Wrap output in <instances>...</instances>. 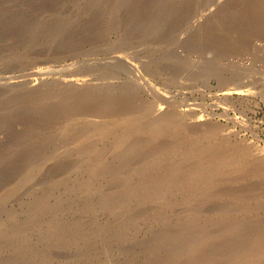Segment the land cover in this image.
Here are the masks:
<instances>
[{"label": "rangeland", "instance_id": "1", "mask_svg": "<svg viewBox=\"0 0 264 264\" xmlns=\"http://www.w3.org/2000/svg\"><path fill=\"white\" fill-rule=\"evenodd\" d=\"M263 243L264 0H0V264Z\"/></svg>", "mask_w": 264, "mask_h": 264}, {"label": "bare ground", "instance_id": "2", "mask_svg": "<svg viewBox=\"0 0 264 264\" xmlns=\"http://www.w3.org/2000/svg\"><path fill=\"white\" fill-rule=\"evenodd\" d=\"M122 58H123V57H122ZM118 59H119V58H118ZM116 60H117V59H116ZM120 61H121V60H120ZM37 70H38V69H37ZM37 70H36V71H37ZM49 70H51V68H49ZM137 72H138V71H137ZM35 77H36V76H35ZM41 78H43V77H41ZM142 78H143V77H142ZM73 80H74V79H73ZM73 80H66L65 82H66V83H67V82H68V83H69V82L71 83V82H73ZM146 80H148V79H146ZM10 81H11V80H10ZM12 81H13V80H12ZM20 81H21V80H20ZM25 81H26V80H25ZM77 81H78V80H77ZM17 82H18V81H17ZM26 82H27V81H26ZM19 83H21V82H19ZM22 83H24V82H22ZM7 84H9V83H7ZM148 85H150V82L146 81V86H148ZM235 86H236V85H235ZM148 87H149V86H148ZM236 87H238V86H236ZM241 87H243V86H241ZM245 87H246V86H245ZM245 87H244V89H245ZM230 88H231V87H230ZM232 88H233V87H232ZM234 89H235V87H234ZM236 89H237V88H236ZM242 89H243V88H242ZM227 90H228V89H227ZM232 90H233V89H232ZM238 90H239V89H238ZM233 91H234V90H233ZM223 94L226 96V95H230L231 92H224ZM232 94H233V93H232ZM241 94H243V93H240V95H241ZM244 94H246V93H244ZM167 96H168V94H167ZM168 99H169V98H168ZM170 100H171V99H170ZM167 101H168V100H167ZM161 105H163V104H161ZM163 106H165V105H163ZM163 106H160V107L158 106V109H163V108H161V107H163ZM166 107H167V106H165V108H166ZM168 108H169V107H168ZM157 111H158V110H157ZM159 111H161V110H159ZM159 111H158V112H159ZM166 111H168V110H166ZM159 113H160V112H159ZM161 113H162V112H161ZM226 113H227V111H226ZM161 119H162V118H160V120H161ZM163 120H164V118H163ZM197 120H199V119H197ZM248 120H249V119H248ZM157 122H158V121H157ZM192 122H193V120H192ZM199 122H200V120H199ZM160 123H161V122H160ZM245 123H246V122H245ZM157 124H159V123H157ZM165 124H166V123H165ZM152 125H154V124H152ZM155 125H156V124H155ZM155 125H154V126H155ZM158 126H159V125H158ZM154 128H155V127H154ZM154 128H153V129H154ZM156 128H157V126H156ZM159 128H161V127H159ZM154 131H156V129H155ZM157 131H158V130H157ZM193 147H194V146H193ZM193 147H192V149H193ZM197 147H198V146H197ZM199 148H201V147H199ZM210 148H211V147H210ZM210 148H209V149H210ZM220 148H221V147H220ZM201 149H202V148H201ZM225 149H226V148H225ZM234 150H235V149H234ZM208 151H209V150H208ZM203 153H204V152H203ZM208 153H209V152H208ZM224 153H225V152H224ZM229 153H230V152H229ZM231 153H232V152H231ZM212 154H214V153H212ZM207 155H208V154H207ZM209 155H210V154H209ZM196 157H199V156H196ZM207 157H208V156H207ZM215 158H216V157H215ZM222 159H223V158H222ZM222 159H221V160H222ZM230 160H232V159H229V158H228L227 162H231ZM224 161H225V160H224ZM233 162H234V161H233ZM196 163H197V162H196ZM202 163H203V161H202ZM205 163H206V162H205ZM200 164H201V163H200ZM216 164H217V163H216ZM216 164H213V165H216ZM197 165H198V163H197ZM212 167H214V166H212ZM208 168H209V167H208ZM210 170H211V168H210ZM263 244H264V243H263ZM261 249H262V251H261ZM261 249H259L260 252H263V251H264V250H263L264 247H263V248L261 247ZM257 250H258V249H257ZM255 252H256V250H255ZM258 252H259V251H258Z\"/></svg>", "mask_w": 264, "mask_h": 264}]
</instances>
